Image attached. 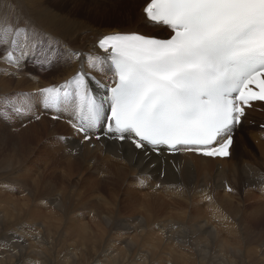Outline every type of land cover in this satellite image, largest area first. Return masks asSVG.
<instances>
[{"label":"bare ground","instance_id":"1","mask_svg":"<svg viewBox=\"0 0 264 264\" xmlns=\"http://www.w3.org/2000/svg\"><path fill=\"white\" fill-rule=\"evenodd\" d=\"M23 1L0 0V21L9 20L8 22L11 23H13L12 21H20L22 24L27 21L30 22L31 25H34L36 29L38 28V30L43 31L42 33L47 34L51 38H54L55 33L60 30L71 31L73 29L79 31L80 28L83 30L88 24L86 22L69 21L62 15H59L58 12H56V14L54 11H52V13L44 9L42 10L41 5L45 0H25L26 4H24ZM64 1L65 0H54L55 5L57 6L60 4L59 9L62 10H64L65 7H69ZM79 1L84 3H78ZM69 2L72 7L78 6L75 9H79L80 14H87L85 11H82L86 10L90 11L94 17L100 16V8L107 10V12L108 10L110 12H115V3L111 0H69ZM97 3H104L109 6ZM130 4L132 3H125V5ZM129 16L130 13L126 11L124 15L126 21L129 20ZM136 24L132 27H130V22L125 24V26L120 27L122 31L118 30V28L108 31L106 29L101 34H99L100 32L98 31V35L93 37V31H91V33L90 31H86L89 34L84 33L80 38L77 36L78 40L75 42L73 40V44L71 42V44L66 45L65 42V45H61L66 46L67 49L70 50L82 52L84 54L92 53L95 55L100 53L96 47L97 41L101 37L114 32H138L148 36H154V32L151 31V29H148L149 27L144 21L143 12L137 17ZM91 26L87 27L90 28ZM155 30L160 32L165 31L159 28H155ZM61 33L59 32L57 34L62 36ZM70 36H68V39ZM62 37H64V35ZM73 38L75 39V37ZM68 41L71 40L69 39ZM0 51H2L1 47ZM35 58V60H39L37 55H35ZM0 63H3V67L0 68V94L5 92H15L16 90L24 91L26 89L27 92L32 93L33 89L38 91L39 89L47 88L49 86H58L75 75L80 67L79 60H67L63 55H58L51 63L42 64L37 62L35 65L36 67H34L41 70L43 75L47 74L52 77L48 81H42L37 78H30V76L26 77V75H30L25 69L27 63L34 64L29 56L25 58L22 62V66L19 67L17 71L14 67L5 64L2 59H0ZM5 71L8 74H5ZM12 71L16 74L11 73ZM93 75L98 79L106 76L99 72L93 73ZM28 95L32 100V109H37L38 111L23 114V116H26L24 118L29 121L27 125L25 124V127H28L25 129L26 131L29 130L30 127L32 128L31 130L40 135L41 129L44 130L43 128L52 126L53 124L50 121H47L46 117L50 118V116L53 117V115H58L60 117L58 119L59 123H54L55 125L52 126L53 131L48 133V138L43 141L44 144L42 147V151L46 149H50L53 152L56 151L55 155H58V157L64 153L63 151H66L67 153L65 164L63 165V161H61V165L63 166L58 168V171H60L58 180L63 182L62 184L58 183V195L60 198H51L53 200V208L48 207L46 201L49 197L47 196L48 193L45 192V194L43 191V194L38 188V184L40 183V180L37 177L38 173L35 171L37 173L36 175L32 169L33 167L31 169H23L26 173H23V177L21 176V178L25 177V181L28 182L24 184L30 186L32 190L28 192L22 190L24 184L20 186V189L18 190L9 188L4 203L12 208L9 211L1 212L0 230L7 233L9 230L8 227L10 226V230L26 228V224L25 226H22V223L19 224L18 221L24 219L27 214L33 212L31 214V216H33L32 220L35 219L36 223L31 224L32 222L28 218V222H31L30 224L28 223L30 230H35V232L38 231L36 229H31L32 225L37 226L36 228L40 225H46V230L44 231L45 234L49 236L51 231H58V227L61 229V226L64 223L68 225V228L64 230L66 231V234L70 229L75 231V233H70L72 234L71 237L65 239V241L70 239H72V241L70 240V243L65 244L67 246H61L59 251L64 247H67V252L64 254H57L59 258L55 257L56 255L51 256L53 254H50V250H48L49 248H46L47 244L55 246V243H35L33 241L31 243H25L26 239L22 237L23 239L20 238L22 241L18 240V243L21 247L26 245V248L24 247L25 249L21 250L18 249L20 252L14 250L19 247V244L12 250H8L4 243H0V245H2L0 246V264H86L89 260L92 261L88 264H196L199 260H195L196 257L193 258V260H190L192 252L190 251L191 247L189 249V245L185 246V241L192 242V240H195V236L190 237L185 235L186 232L182 229L188 213L193 210L197 212L195 215L193 214L194 216L190 219L195 222H190L192 226L186 230L188 233L190 232L192 234L199 233L195 242L198 247L201 245L203 246V243L204 245L205 243H219L224 239H227L228 242V238L230 239V237L238 242L244 240V237L239 239L238 231L240 229L237 231L238 225H235V222L231 223L229 220V217H233V214H235L236 211L232 206L233 203H236L237 208L242 211L245 210L241 205L242 197L246 198L247 195H253L262 203L260 204L258 202V204L255 199L258 205L254 207L252 204V213L249 212V217L246 216L243 222H246V220L250 222L251 220L253 221L254 216L256 215L264 216V130H259L257 126V123H264V112L262 114L254 111L248 112L247 118L236 130L234 143L231 148L232 154L228 160H210L183 152L172 156H166L163 152L155 155L151 150H141L137 152L130 144V140H126L123 144H117L115 140L110 139L112 142L105 143L107 139H105L104 128H99L97 130V134L104 136L103 140L99 143H96L93 139L81 143V137L74 134L71 124L69 123V120L73 117V110L71 108H64L59 113H54L44 109L38 93L35 96ZM33 105H35V107H33ZM37 115L39 116V119H36ZM13 118L14 115L11 116L8 123H10ZM248 122L254 123L255 126L253 127L249 125ZM1 127L5 129L4 133L7 132V129L13 128L7 125ZM58 130H61L64 135L62 136L59 133L58 136ZM45 134L46 133H44V137ZM245 135L248 137H245ZM61 136L66 139L62 140ZM5 138L7 140L9 139L12 145L14 144V141H16L15 136H5ZM31 138H34L38 143L41 140V138L38 140L35 135L31 136ZM249 138L258 140L257 149L260 153L253 152L249 143ZM74 142H80V144ZM16 143L20 146V150L13 151V158L12 156L9 158L8 155H6L2 156L0 159L1 172H9L10 168L14 169L12 166L14 162L16 166L19 165L20 161L17 157H23L21 160L22 162L28 158L31 160L30 156L35 152L34 149H32V146H22L21 143ZM83 145H86V147ZM89 145L91 146L89 147ZM62 148L64 150H62ZM68 149L71 153L67 152ZM79 149H86L88 150V153L85 156H82V153L76 155V150ZM37 155L38 154L34 156L36 157ZM49 162L50 159L48 163ZM42 163H44V161ZM34 165L36 166V164ZM85 172L89 174L84 176L83 174ZM73 176H76L77 178L76 183L72 182L75 184L71 183L66 186L67 183L65 180L72 178ZM21 178L18 179L20 180ZM138 178H142L143 182L141 183ZM52 181H54V179ZM232 181L233 183H231ZM253 181H255L258 186H256ZM57 182L58 181H56V183ZM100 183H105L103 185H107V187L105 186L107 190L105 195L108 194L109 196H106L109 198H106L104 194L96 193V188ZM213 183L214 186L211 187V190L210 188L208 190L206 187L208 185H213ZM87 184L89 185L90 190L88 195L85 196V199L83 201L80 200V205L77 201L82 196V193L85 190L84 188H88L85 187ZM157 185H159V187H157ZM236 185L237 189L234 188ZM1 188L3 189L2 186H0V189ZM229 188H231L232 191H228ZM43 190H45V188ZM52 190L53 189H51V191ZM55 192L57 193V191ZM185 192L187 193L185 194ZM24 193L27 195H24ZM207 197H211V199L209 200ZM125 198L127 199V203L125 202ZM68 202L72 203V205H74V202H77V204L80 205L78 207L81 208L73 210L72 205L67 206L69 204ZM32 204L36 206L33 207ZM125 207L128 209L126 215ZM239 209L237 211V216L240 214ZM188 226L189 225L187 224V227ZM206 227H210L209 230L213 232V234H209V236L213 238V242L210 241L211 239H206L208 234L206 236L202 234ZM91 228H95V231L93 232ZM114 229L115 232H111V230ZM22 232H24L23 235L25 236H32L30 233L21 231V233ZM219 232L226 236L218 239ZM112 233L115 234L112 235ZM35 234L37 233H34V235ZM52 235L53 234L50 236ZM67 235L69 236V233ZM252 236L254 235L252 234ZM66 237L63 236V239ZM112 237L116 238L115 242L117 243H114L111 239ZM246 238L247 237H245V240ZM153 240L159 243H154ZM234 240L232 239V242ZM163 242L167 243L169 246H161V243ZM224 242L226 241L224 240ZM230 242H228V245ZM242 242L240 243L243 244L245 241ZM227 247L224 246L223 248L224 257L230 252L225 250ZM194 248L197 250V247L194 246ZM250 249L252 250V248ZM205 250L206 249H203L201 252H198L204 255ZM244 250L246 251L248 249ZM257 254L258 253H256V255ZM240 256L241 258L243 257V255ZM215 257L216 255L212 256V258L207 261V264H215ZM259 258L263 259L261 255ZM54 259H59L60 261L56 263V260L54 261ZM230 259L233 260V257ZM201 260V264L206 262L204 256L200 261ZM228 260L227 262H230Z\"/></svg>","mask_w":264,"mask_h":264},{"label":"snow or ice","instance_id":"2","mask_svg":"<svg viewBox=\"0 0 264 264\" xmlns=\"http://www.w3.org/2000/svg\"><path fill=\"white\" fill-rule=\"evenodd\" d=\"M143 12L170 36L114 32L98 40L102 54L93 55L67 49L30 22L5 21L0 59L16 68L30 55L42 64L58 55L80 61L75 75L39 95L45 110H73L69 123L81 143L100 140L104 125L105 136L136 149L228 157L245 108L264 103V0H149ZM97 72L110 74L111 83L96 80ZM91 81L105 94L97 96ZM9 110L31 113V97H5L0 117Z\"/></svg>","mask_w":264,"mask_h":264},{"label":"rangeland","instance_id":"3","mask_svg":"<svg viewBox=\"0 0 264 264\" xmlns=\"http://www.w3.org/2000/svg\"><path fill=\"white\" fill-rule=\"evenodd\" d=\"M23 1V0H22ZM33 1H35V0H33ZM112 2L114 1V7H115V9H114V11L115 12H110L109 10H108V12H107V10H105V9H102V8H100L99 9V13H100V16H96V17H94L93 15H92V13L90 12V11H86V10H82V11H85L87 14H80L79 13V9H75L76 7H78V6H76V7H72L71 6V3L69 2V0H65L64 2H66L67 3V5L69 6V7H65L64 8V10H62V9H59V7H60V4H58L57 6L55 5V2H54V0H45V2L43 1V4L41 5V7H42V10L44 9V10H47V11H50V12H52V11H54L55 13L56 12H58V14L59 15H62L65 19H67V20H69V21H73V22H86V23H88L87 24V26L89 27V26H91L90 28H88L87 26V28L85 27L83 30L81 29H79V31L78 30H60L59 32L62 34V36L64 35V37H62L60 34H57V33H59V32H57V33H55V41H59V43L60 44H64L65 42V44L66 45H69V44H71V42H72V44L75 42V41H77L78 40V38H80L81 36H83L84 35V33L85 34H89V33H87L86 31H90V33H91V31H93V34H92V37L93 36H96V35H98V31L100 32L99 34H101V33H103L106 29H107V31L108 30H113L114 28H118V30H120V31H122V29H120V27H122V26H125V24H127V23H131V25H130V27H132L134 24H136V22H137V17L139 16V15H141V8H142V6L148 1V0H111ZM136 1V2H135ZM139 2V3H138ZM23 3L24 4H26V1L24 0L23 1ZM78 3H84V2H82V1H79ZM125 3H132V4H130V5H125ZM144 3V4H143ZM97 4H102V5H107V6H109L108 4H104V3H97ZM49 5V6H48ZM64 5H66V4H64ZM71 6V7H70ZM28 7V6H27ZM58 10V11H57ZM60 10V11H59ZM81 10V9H80ZM126 11H128L129 13H130V16H129V20L128 21H126L125 20V17H124V15H125V12ZM53 13V12H52ZM54 13V14H55ZM57 14V13H56ZM89 14V15H88ZM123 15V16H122ZM105 19V20H104ZM131 19V20H130ZM9 21V20H8ZM7 21V22H8ZM132 21V22H131ZM4 22L5 21H0V26H3V24H4ZM13 23H11V22H8L9 24H15V23H17L16 21H12ZM19 23L21 24V25H23L20 21H19ZM63 25V24H62ZM61 25V26H62ZM137 25V24H136ZM135 26V25H134ZM38 29V28H37ZM60 29H61V27H60ZM149 30L151 29V28H148ZM40 31V30H39ZM74 31H75V33H74ZM83 31V32H82ZM97 31V32H96ZM151 31H157V30H155V28L154 29H151ZM40 32H43V31H40ZM67 32V33H66ZM71 32V33H70ZM82 32V33H81ZM165 32V31H164ZM74 33V34H73ZM73 34V35H72ZM59 37V39H58V37ZM71 35V36H70ZM68 36H70L69 37V39L71 40V41H68L69 39H68ZM75 37V39L73 38V37ZM77 36H78V38H77ZM71 37H72V39H71ZM57 38V39H56ZM73 40H74V42H73ZM80 40V39H79ZM64 41V42H63ZM70 42V43H69ZM64 44V45H65ZM1 49H2V47H1ZM63 49H61V51H62ZM29 58H31V61L32 62H34V64H32V63H27V67L25 68L26 70H27V72H29L30 73V75H26V77L27 76H30V78H33V79H35V78H37V79H40V80H42V81H48V80H50V78H52V77H50V76H48L47 74H45V75H43V73H41L42 71L41 70H38L37 68H35L36 66V63H37V60H35L36 58H35V55H30L29 56ZM35 66V67H34ZM1 67H3V63H0V68ZM25 67V66H24ZM14 69L17 71L18 70V68H16V67H14ZM38 72V73H37ZM11 73H14L13 71L11 72ZM14 74H16V73H14ZM39 74V75H38ZM3 77V76H2ZM2 77H1V79H2ZM50 87V86H49ZM1 92V91H0ZM29 94V92H27V89L26 90H24V91H15V92H10V93H7V92H5V93H2V94H0V99H1V101L5 98V97H8V98H12V97H15V96H17L18 94ZM31 93V92H30ZM38 93V91H35L34 89H33V91H32V93L31 94H33L34 96L36 95ZM6 94V95H5ZM12 115H14V118L10 121V123H8V121L10 120V118H11V116ZM24 117H26V116H23V115H16V114H14V113H12L10 110H9V116L7 117V118H3V117H0V159L2 158V156H6V155H8V157L9 158H11V156L13 155V151L15 150V151H19L20 149V146H18V144L16 143V142H19V144L21 143V145L22 146H32V149H34V155H36V154H38L36 157L32 154L31 156H30V158H31V160H29V158L28 159H26L24 162H22L21 160H22V158L21 157H17L18 158V160L20 161V164L19 165H17L16 166V164H15V162H14V164L12 165L13 167H14V169L13 168H10L9 169V172L7 171V172H4V171H0V186H2L3 187V189L1 188L0 189V215H1V212H4V211H9V210H11V206H8V205H5V203H4V199H5V196H6V193H7V191L9 190V188H13V189H20V186H22L24 183H26V182H28V181H25V177L24 178H21V176H22V174L23 173H26V171L25 170H23V169H31L32 167V169H33V171L35 172H37L38 173V175H37V173H36V175H37V177L39 178V184H38V186H36V187H38L39 188V190H41L42 192L41 193H43V191H44V193L45 192H47L48 194H47V196H49L48 198H47V203H48V207H51V208H53V200L51 199V198H53V199H57V197L58 198H60V196L58 195V193H59V184L61 183H63L61 180H58L59 179V175H60V171H58V168L59 167H61V166H63L64 164H65V160L67 159V153H66V151H63L64 153H62L59 157H58V155H55L56 154V151H51L50 149H46V150H44V151H42V147H43V144H44V140L45 139H47L48 138V133H50V132H52L53 131V128H52V126L53 125H55L54 123H59L58 121H53V120H51L49 117H46V120L47 121H50L51 123H53L52 124V126H47V127H45V128H43L44 130H42L41 129V133H40V135L38 134V133H35L33 130H31L32 128H30L29 127V130H25V129H27L28 127L26 126L25 127V124L27 125V123H29V121L28 120H26ZM7 120V121H6ZM18 121V122H17ZM3 122H4V124H3ZM49 123V122H48ZM4 125H7V126H9V127H13V128H10V129H7V132L6 133H4L5 132V129L4 128H2L1 126H4ZM44 126V125H43ZM25 130V131H24ZM46 130V131H45ZM43 131V132H42ZM34 133V134H33ZM44 133H46L45 134V137H44ZM57 133H58V136H59V133H60V135H64L63 133H62V131L61 130H58L57 131ZM33 135H35L37 138H38V140H40V138H41V140L39 141V143L36 141V140H34V138H31V136H33ZM5 136L6 137H14L15 136V139H16V141H14V144L12 145L11 143H10V141H9V139L7 140L6 138H5ZM61 136V137H62ZM247 135H245V137H246ZM248 137V136H247ZM43 139V140H42ZM251 140H253V141H257V142H255V143H253ZM251 141V142H250ZM31 142V143H30ZM16 143V144H15ZM26 143V144H25ZM74 143H79L80 144V142H74ZM249 143H250V145H251V148H252V150H253V152H257V153H260L259 152V150L257 149L258 148V140H255V139H250L249 138ZM25 144V145H24ZM17 146H18V148H17ZM84 147H86V145H83ZM91 145H89V147H90ZM40 149H41V152H40ZM48 150V151H47ZM62 150H64L63 148H62ZM84 150V151H83ZM40 152V153H39ZM47 152V153H46ZM51 152V153H50ZM53 152V153H52ZM67 152L68 153H71L70 151H69V149L67 150ZM76 155H79V154H81L82 153V156L84 155H86L87 153H88V150H86V149H79V150H76ZM48 154H50V155H48ZM81 156V157H82ZM45 157H47V158H45ZM48 157H49V159H50V164L48 163V161H49V159H48ZM258 157V156H257ZM12 158H13V156H12ZM38 160H37V159ZM57 158V159H56ZM60 158V159H59ZM41 161H40V160ZM27 161V162H26ZM35 163H34V162ZM44 161V163H42ZM45 161H46V164H45ZM60 161V162H59ZM61 161H63V163L61 162ZM31 162V163H30ZM39 162V163H38ZM59 162V163H58ZM37 163H38V165H37ZM40 163H41V165H40ZM61 163L63 164V165H61ZM24 164V165H23ZM34 164H36V166L34 165ZM43 164V165H42ZM45 164V165H44ZM49 164V165H48ZM214 164V163H213ZM9 165V164H8ZM40 166V167H39ZM43 166V167H42ZM44 166H46V167H44ZM51 166H52V168H51ZM56 166V167H55ZM35 167V168H34ZM54 168V169H53ZM57 168V169H56ZM35 169V170H34ZM38 171H37V170ZM54 170V172H53V170ZM83 170V169H82ZM52 173H51V172ZM56 171H58V172H56ZM90 171V170H89ZM9 174V175H8ZM13 174V175H12ZM89 173H87V172H85L83 175L84 176H86V175H88ZM39 176H41V177H39ZM23 177V176H22ZM18 178H21L20 180L18 179ZM48 181H47V180ZM49 179H50V181H49ZM54 179V181H52ZM55 179H56V181H58L57 183H56V181H55ZM73 181H72V180ZM253 179V178H252ZM69 181H71V182H68ZM76 181H77V178H76V176H73L72 178H68L67 180H65V182L67 183L66 184V186L67 185H69V184H71L72 182H75L76 183ZM48 182V183H47ZM51 182V183H50ZM254 183H255V181H253ZM59 183V184H58ZM75 183H72V184H75ZM231 183H233V181L231 182ZM103 184H105V183H100V185L96 188L97 190H96V193L97 194H104V196L106 197V198H109V197H107L106 195H108V194H106L105 195V193H106V187H107V185H103ZM256 184V183H255ZM51 185V186H50ZM221 185V184H220ZM56 188H55V187ZM106 186V187H105ZM212 186H214V183H213V185H208L206 188L209 190V188H210V190H211V187ZM256 186H258L257 184H256ZM24 188H22V190H24L25 192H28V191H30V190H32L31 188H30V186H26L25 184H24V186H23ZM45 188V190H43L44 188ZM47 187H48V189H47ZM85 187H88V188H84L85 190L83 191V193H82V196L80 197V199L77 201V202H79L78 204H80L81 205V202H80V200L81 201H83L84 199H85V196L86 195H88V192H89V185L87 184ZM92 187V186H91ZM105 187V188H104ZM28 188V189H27ZM234 188L235 189H237V185L236 186H234ZM50 189V190H49ZM51 189H53L52 191H51ZM55 189H57V190H55ZM46 190H49V191H46ZM100 190V191H99ZM216 190V189H215ZM55 191H57V193L55 192ZM87 191V192H86ZM98 191V192H97ZM217 191H219V190H217ZM2 192V193H1ZM86 192V193H85ZM100 192V193H99ZM43 193V194H44ZM187 192H185V194H186ZM46 194V193H45ZM85 194V195H84ZM24 195H27V194H25L24 193ZM53 195V196H52ZM57 195V196H56ZM84 195V196H83ZM51 196V197H50ZM56 196V197H55ZM109 196V195H108ZM245 196V195H244ZM55 197V198H54ZM248 197V198H247ZM82 198V199H81ZM255 199H256V201H257V203L259 202L260 204H262L261 203V201H259L257 198H255L253 195L252 196H250V195H247L246 196V198L245 197H242L241 198V205L243 206V208H245V210H241V209H239V208H237V205H236V203H233L232 204V206L235 208V214H233V217H229V220H230V222L231 223H234L235 225H238V227H237V231H238V233H239V239H242L243 237V239L244 240H242V241H237V240H234V238H232V237H230V239L228 238V242H230V244L228 245V242H227V239H224L226 242H224V240L222 241V242H219V243H205V245H204V243H203V246L201 245L200 247H198L196 244H195V242H196V237H197V235L199 234V233H194V234H192V233H188V231L186 230V229H188V228H190L191 226H192V224L190 223V222H193V221H191L190 219H191V217L192 216H194L197 212H195L194 210L192 211V212H190V213H188L187 214V219H188V221H187V219H185V224H184V227L182 226V229H184L185 230V232H186V234L185 235H187V236H195V240H192V242L191 241H189V242H186L185 241V246H188L189 247V249H190V247H191V250L190 251H192L191 252V257H190V260H193V258H195V260H199L197 263L198 264H201L202 263V260L200 261V259L204 256V258H205V261L206 262H204V264H207V261L208 260H210L211 258H212V256H215L216 255V257H215V262L216 263H218V264H264V216H262V215H256V216H254V219H253V221L251 220V222L250 221H247L246 220V222H243V220L245 219V217L247 216V217H249V215H248V213L250 212V213H252V208H253V206L255 207L256 205H258L257 203H256V201H255ZM50 200V201H49ZM124 201V200H123ZM255 201V202H254ZM51 202V203H50ZM77 202H74V205H72V203H70V202H68L69 204L67 205V206H70V205H72L73 206V210H77V209H79V208H81V207H78V206H80V205H78L77 204ZM125 202L127 203V199L125 198ZM49 204H51V205H49ZM252 204H253V206H252ZM33 205V204H32ZM76 205V206H75ZM36 205H33V207H35ZM238 209L240 210V214L237 216V214H238ZM60 212H61V210H60ZM128 212V209L125 207V215H126V213ZM244 212V213H243ZM33 213V212H32ZM32 213H30V214H27L26 216H25V218L24 219H21V220H19L18 222H19V224H21L22 226L24 225L25 226V224L27 225V226H25L26 228H20V229H13V230H10L11 229V226L10 227H8L9 228V230H8V234L7 233H5V232H3V231H1V234H0V243H4V245H5V247L6 248H8V250H12L13 248H15V246L16 245H18L19 243H18V240H20V238L21 239H23L22 237H24L25 239H26V242L25 243H31L32 241L33 242H35V243H55V246L53 245L52 246V244H47L46 245V248L48 249V250H50V254H53V255H51V256H55V257H58L59 258V254H64V253H66L67 252V247H64L63 249H61L60 251H59V249L61 248V246H63V245H65V244H67V243H70L71 241H72V239H70V240H66L65 241V239H69V237H71V235L73 234V233H75V231H73L72 229H70V230H68V232H67V234L69 233V236L66 234V231H64L65 229H67L68 228V225H66V224H64L63 223V225L61 226V229L58 227V231H56V232H52L51 231V234H53L52 236H47L46 234H45V231L44 230H46V225L45 226H43V225H40L38 228H36L37 226H35V225H32L31 226V229H36V230H38L37 232H35V230H30L29 229V225H28V223L30 224L31 222V224H33V223H36V221H35V219H33L32 220V218H33V216H31V214ZM53 213H54V211H53ZM258 213H259V211H258ZM102 214V213H101ZM194 214V215H193ZM236 215V216H235ZM251 217V216H250ZM257 217V218H256ZM28 218H29V220H31V222H28ZM253 218V217H252ZM232 219V220H231ZM205 221V220H204ZM17 222V223H18ZM26 222V223H25ZM195 222V221H194ZM193 222V223H194ZM197 222V221H196ZM24 223V224H23ZM252 223V224H251ZM116 224H120V223H116ZM187 224L189 225L188 227H187ZM201 224V223H200ZM111 225H112V223H111ZM186 225V226H185ZM247 225V226H246ZM251 226V227H250ZM74 228H76V227H74ZM115 228V227H114ZM208 228V229H207ZM209 228L210 227H206V228H204V230L205 231H203V235H207L208 234V236H206V239L207 240H210V241H212L213 240V238H211V236H209V234H213V232L212 231H210L209 230ZM245 228V229H244ZM92 229V231L94 232L95 231V228H91ZM94 229V230H93ZM236 229V228H235ZM31 231V232H29V231ZM41 230V231H40ZM21 231H25L26 233H30V234H32V236H25V235H23V233L24 232H22L21 233ZM63 231V232H62ZM209 231V232H208ZM214 231V230H213ZM43 232H44V234H43ZM111 232H115V229L114 230H111ZM205 232H207V233H205ZM211 232V233H210ZM34 233H37V234H35L34 235ZM56 233V234H55ZM64 233V234H63ZM70 233H72V234H70ZM188 233V234H187ZM205 233V234H204ZM221 232H219V235H218V239L220 238V237H225L226 235L225 234H223V233H221ZM262 233V234H261ZM41 234V235H40ZM55 234V235H54ZM113 234H115V233H112V235ZM192 234V235H191ZM201 234V235H202ZM247 234V235H246ZM252 234L255 236H252ZM45 235V236H44ZM58 235V236H57ZM62 237H61V236ZM228 235V234H227ZM38 236V237H37ZM44 236V237H43ZM57 236V237H56ZM63 236L64 237H66V238H64L63 239ZM29 239H28V238ZM41 237V238H40ZM43 237V238H42ZM46 237H47V239H46ZM59 237V238H58ZM245 237H247L246 238V240H245ZM253 237V238H252ZM30 238H32V239H30ZM34 238V239H33ZM234 240L233 242H232V239ZM2 239V240H1ZM17 239V240H16ZM52 239V240H51ZM56 239V240H55ZM58 239H60V240H58ZM113 241H114V243H117V242H115V237H112L111 238ZM51 240V241H50ZM57 240H58V242H57ZM20 241H22V240H20ZM154 241V240H153ZM237 241V242H236ZM16 242V243H15ZM104 242V241H103ZM213 242V241H212ZM235 242V243H234ZM240 242H242L243 244H241ZM154 243H159V242H156V241H154ZM193 244V245H191V244ZM234 245H233V244ZM236 243H237V245H236ZM250 243V244H249ZM251 243H252V245H251ZM7 244V245H6ZM247 244V245H246ZM249 244V245H248ZM162 245H167V243H165V242H163V243H161V246ZM191 245V246H190ZM243 245V246H242ZM254 245V246H253ZM0 246H2V245H0ZM65 246H67V245H65ZM169 245H167V247H168ZM194 246L195 247H197L196 249L197 250H195V248H194ZM224 246H228L225 250H227V251H230V252H228V254H227V256L229 257H224L223 256V248H224ZM231 246V247H230ZM242 246V247H241ZM250 246V247H249ZM256 246V247H255ZM25 248H26V245L24 246ZM24 247H21V245L19 244V247H17V248H15L14 250H17L18 252H20L18 249H25ZM50 247H51V249H50ZM166 247V248H167ZM237 247V248H236ZM240 247H241V249H243V250H241L240 249ZM244 247V248H243ZM249 247V248H248ZM54 248V249H53ZM236 248V249H235ZM250 248H252V250L250 249ZM199 249V250H198ZM203 249H206L205 250V252H204V255L201 253H199V252H201V250H203ZM210 250V251H208V250ZM244 249H248V250H244ZM250 249V250H249ZM52 250H53V252H52ZM58 250V251H57ZM255 250H257V251H255ZM199 251V252H198ZM212 251V252H211ZM234 252V253H232V252ZM238 253H237V252ZM241 251H242V253H241ZM236 252V253H235ZM213 253V254H212ZM256 253H258L257 255H256ZM58 254V255H57ZM239 256H238V255ZM192 255H193V257H192ZM195 255V256H194ZM202 255V256H201ZM240 255H243V259L241 258V256ZM245 255V256H244ZM257 257H256V256ZM261 255V257H263V259L262 258H259V256ZM233 257V260L232 259H230V258H232ZM255 257V258H254ZM200 258V259H199ZM257 258V259H256ZM5 259V258H4ZM229 259V260H228ZM260 261H259V260ZM56 259H54V261H55ZM204 260V259H203ZM227 260L228 261H230V262H227ZM232 260V261H231ZM60 260L59 259H57L55 262L57 263V262H59ZM90 261H92V260H89V261H87L86 262V264H88V263H90ZM214 262V263H215ZM227 262V263H226ZM196 263V264H197ZM215 263V264H216Z\"/></svg>","mask_w":264,"mask_h":264}]
</instances>
